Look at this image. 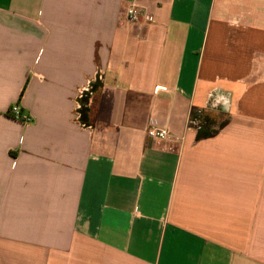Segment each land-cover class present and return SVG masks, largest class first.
Returning <instances> with one entry per match:
<instances>
[{"label": "crops", "instance_id": "crops-1", "mask_svg": "<svg viewBox=\"0 0 264 264\" xmlns=\"http://www.w3.org/2000/svg\"><path fill=\"white\" fill-rule=\"evenodd\" d=\"M0 264H264V0H0Z\"/></svg>", "mask_w": 264, "mask_h": 264}, {"label": "built area", "instance_id": "built-area-1", "mask_svg": "<svg viewBox=\"0 0 264 264\" xmlns=\"http://www.w3.org/2000/svg\"><path fill=\"white\" fill-rule=\"evenodd\" d=\"M126 16L134 22L155 21L154 14L148 8L137 2H133L127 7ZM12 114L25 123H31L33 121V117L30 114L22 113L19 104L12 106ZM148 135L154 139H168L171 137V132L167 127L160 125L156 118H151Z\"/></svg>", "mask_w": 264, "mask_h": 264}, {"label": "trees", "instance_id": "trees-1", "mask_svg": "<svg viewBox=\"0 0 264 264\" xmlns=\"http://www.w3.org/2000/svg\"><path fill=\"white\" fill-rule=\"evenodd\" d=\"M192 116L200 120L199 128L197 131V139H202L215 135L224 124L216 120H211L208 117H204L203 113L194 110Z\"/></svg>", "mask_w": 264, "mask_h": 264}]
</instances>
